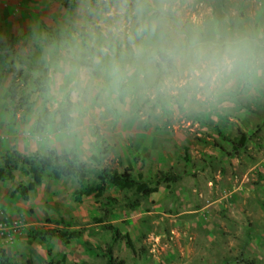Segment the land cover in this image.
I'll return each instance as SVG.
<instances>
[{"label": "rangeland", "instance_id": "374dc122", "mask_svg": "<svg viewBox=\"0 0 264 264\" xmlns=\"http://www.w3.org/2000/svg\"><path fill=\"white\" fill-rule=\"evenodd\" d=\"M90 4L96 0H0V44L20 38L12 51L0 47V153L75 150L90 182L103 168L128 166L141 180L161 171L184 176L148 197L110 187L104 196L117 203L106 210L104 196L75 200V178L45 179L28 201L11 196L14 183L0 182V248L15 264H108L109 250L123 264H264V87L207 104L121 101L93 117L82 142L61 147L50 143L46 131L34 132L50 100L35 89L41 69L20 60L33 58L50 76L62 51L86 38ZM190 7L194 24L264 30V0H191ZM46 29L68 30L70 39L46 45ZM8 64L30 75L26 91L34 92L32 111L14 121L6 113L12 106ZM96 133L109 145L108 154L101 153ZM242 134L244 145L236 150L233 142ZM60 219L76 231L68 244L31 241L33 229L57 227ZM114 228L130 245L113 240Z\"/></svg>", "mask_w": 264, "mask_h": 264}, {"label": "clouds", "instance_id": "9594fccd", "mask_svg": "<svg viewBox=\"0 0 264 264\" xmlns=\"http://www.w3.org/2000/svg\"><path fill=\"white\" fill-rule=\"evenodd\" d=\"M191 0H96L86 38L62 51L47 83L53 146L82 142L125 104H207L264 87V30L194 24Z\"/></svg>", "mask_w": 264, "mask_h": 264}, {"label": "trees", "instance_id": "16d2710c", "mask_svg": "<svg viewBox=\"0 0 264 264\" xmlns=\"http://www.w3.org/2000/svg\"><path fill=\"white\" fill-rule=\"evenodd\" d=\"M66 8L71 6L64 2ZM25 37V36H23ZM70 39V32L68 30H50L46 29V36L44 42L46 45H58L62 41ZM20 40L17 36H11L5 42L0 44L1 51H12ZM20 64L29 66L31 70L41 69L42 74L35 79L34 85L37 91L47 93V83L49 80L48 71L42 69L37 64L36 60L26 57L20 60ZM7 72L11 76V80L7 89V94L12 106L6 113L9 120L14 121L17 114L25 117L29 114L35 102L31 96L34 92H27L26 86L29 84L30 75L24 72H18L15 68L7 65ZM3 74L0 73V86L3 81ZM35 90V91H36ZM51 112L44 109L34 122L33 130L35 133L46 131L49 123ZM97 141L101 147V153L106 155L110 151V147L106 140L96 133ZM246 136L242 134L238 140L233 142L236 150H240L244 145ZM181 172H158L154 178L149 180H141L136 177L132 167L128 166L124 170L103 168L96 174V180L90 182L88 180V170L84 162H82L80 155L75 150L55 148L48 149L46 153L33 152L25 154L16 148L9 149L4 153H0V182L8 181L14 183V189L11 196L19 197L24 201L30 199L31 194L42 184L45 179L60 180L64 178H75L78 181L79 188L75 191V200L81 202L84 197L96 196L103 197L105 192L110 188H115L120 191H133L136 195L141 197H148L152 193L158 191L159 187L164 184H174L183 178ZM18 177L22 178L18 180ZM103 208L106 210L117 203V200L110 196H104ZM136 202L134 206H138ZM52 223V222H50ZM57 227H40L31 231V241L38 244H47L52 239H58L64 244L75 237L76 231L70 230L72 224L64 219L55 222ZM113 240H125L130 245V239L127 235H122L118 229H112ZM110 249V248H109ZM0 264H15L13 259L7 254L4 248H0ZM108 264H123V262H116L113 259L112 250L108 252Z\"/></svg>", "mask_w": 264, "mask_h": 264}]
</instances>
